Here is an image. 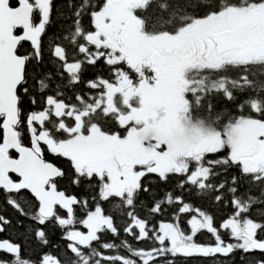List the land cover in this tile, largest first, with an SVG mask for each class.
<instances>
[{"label": "snow or ice", "instance_id": "1", "mask_svg": "<svg viewBox=\"0 0 264 264\" xmlns=\"http://www.w3.org/2000/svg\"><path fill=\"white\" fill-rule=\"evenodd\" d=\"M0 208V264H264V0H0Z\"/></svg>", "mask_w": 264, "mask_h": 264}, {"label": "trees", "instance_id": "2", "mask_svg": "<svg viewBox=\"0 0 264 264\" xmlns=\"http://www.w3.org/2000/svg\"><path fill=\"white\" fill-rule=\"evenodd\" d=\"M3 209L2 208H0V211H2ZM0 238H2V234H0ZM201 239H204V238H201Z\"/></svg>", "mask_w": 264, "mask_h": 264}]
</instances>
